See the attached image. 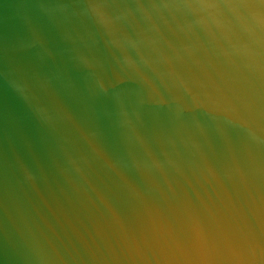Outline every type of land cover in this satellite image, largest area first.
Wrapping results in <instances>:
<instances>
[{
	"label": "clouds",
	"instance_id": "1",
	"mask_svg": "<svg viewBox=\"0 0 264 264\" xmlns=\"http://www.w3.org/2000/svg\"><path fill=\"white\" fill-rule=\"evenodd\" d=\"M0 264H264V0H0Z\"/></svg>",
	"mask_w": 264,
	"mask_h": 264
}]
</instances>
